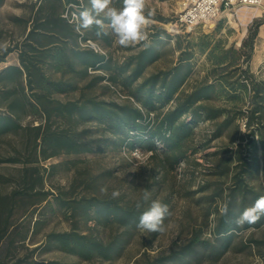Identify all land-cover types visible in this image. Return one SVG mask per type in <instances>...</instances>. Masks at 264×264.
Segmentation results:
<instances>
[{
    "label": "trees",
    "instance_id": "obj_1",
    "mask_svg": "<svg viewBox=\"0 0 264 264\" xmlns=\"http://www.w3.org/2000/svg\"><path fill=\"white\" fill-rule=\"evenodd\" d=\"M6 2L0 0V8ZM19 5L30 7L28 15L12 17L23 25L22 36L7 41L0 28V62L17 53L16 62L0 69V167L9 169L0 170V264H74L39 259L40 250H60L84 260L121 257L140 230V215L150 207L142 198L122 203L96 193L75 196L71 189H46L49 168L44 160L63 153L101 152L106 146L127 145L130 150L151 151L153 158L161 154L164 169H174L189 161V151L206 148L232 127L240 133V117L246 119L245 126L251 134L257 133L258 139L238 135L234 156L225 160L219 171L231 176V184L199 199L211 204L221 197L223 207L228 206L227 215L222 214L223 207L216 209L210 236L197 227L188 241L147 264L217 261L235 245L238 232L264 225V217L252 225L235 223L246 208L264 196V80H257L250 69L264 18L254 21L240 48L221 47L218 51V45L203 42L200 49L207 52L213 67L187 89L195 53L180 41L176 64L144 77L161 56L162 40L171 36L166 29L157 27L140 42L139 51L118 62L107 52L82 45L93 40L108 48L115 41L106 20V35L98 37L95 25L77 31L79 13L90 7L89 0H30L19 1ZM114 6L122 7V0H114ZM93 69L105 73L96 74ZM105 80L121 86L128 99L117 102L92 93ZM214 99L232 106L217 105L212 103ZM28 118L30 121L24 122ZM201 121H213L214 128L209 138L196 141ZM91 122L97 126H90ZM6 137L15 139L9 147L2 145ZM232 158L237 160L234 166ZM55 167L52 164L50 168ZM254 180L260 186L256 187ZM75 186L76 179L73 189ZM137 202L142 205L139 209ZM161 202L171 211L167 198ZM56 208L70 217L71 228L50 230L37 241L36 235L46 223L45 211ZM81 220L116 226L117 230L105 240L81 230Z\"/></svg>",
    "mask_w": 264,
    "mask_h": 264
},
{
    "label": "rangeland",
    "instance_id": "obj_2",
    "mask_svg": "<svg viewBox=\"0 0 264 264\" xmlns=\"http://www.w3.org/2000/svg\"><path fill=\"white\" fill-rule=\"evenodd\" d=\"M19 1L29 3L30 0H7L0 8V28H3L5 40L18 39L23 34V25L15 22L14 15H28L29 5L20 6ZM184 0H146V13H154L150 17V23L145 28L147 39L149 34L155 33L157 27L166 29L171 36L162 40L160 45L161 56L150 65L145 75L158 70L172 68L180 56L181 50L177 46V41L182 43L186 49H192L195 53L194 72L186 83V88L190 89L199 83L206 75L208 69L213 67V61L208 59L207 52L200 49L203 42L209 41L211 45H218L227 49L231 46L240 48L243 40L248 37L249 30L256 19L246 27L249 17L243 15V25L229 22L228 18L222 17L212 23L199 24L192 29L182 26H175L178 12L183 7ZM243 13V12H242ZM156 17H163L161 21ZM156 25V26H154ZM219 25L221 27L219 28ZM247 28L243 35L244 28ZM241 40V43H238ZM97 43V42H96ZM3 44V43H2ZM1 44V45H2ZM92 47V46H91ZM101 47V51L112 55L114 61H123L127 56L139 51L142 46L135 44L129 47H121L115 38L112 46ZM17 53H12L6 63L16 62ZM5 62H0V66ZM251 72L257 80H264V24L259 29L256 39L254 53L250 62ZM93 73L104 74L103 70H91ZM85 82H82L84 84ZM102 99L124 102L129 95L123 92L121 86L112 84L105 80L93 89V92ZM212 103L217 105H227L223 99H214ZM232 106L231 104H228ZM26 119L24 122H28ZM246 119L240 117L237 123L240 125L242 134L258 139L257 133L251 134L250 129L245 126ZM90 126H97L96 123H89ZM214 128L213 121H201L197 127V140L201 141L209 138ZM237 129V130H236ZM238 128L232 127L224 135L213 139L209 146L197 152L189 151L188 162L177 164L173 169H164L161 165L162 155L151 156V151L142 150L140 157L134 155L127 145L122 147L106 146L101 152H89L81 154H66L51 157L42 163L49 168L46 173L44 187L56 192L59 190H73L72 194L80 196L82 194L96 193L100 196L111 197L113 190H119L121 196L118 198L122 203H134L143 198L145 190L151 193L148 205L152 201H162L167 198L170 204V217L164 224L165 231L156 234L140 229L131 243L127 245L121 257L113 260H103L94 258L84 260L75 255L60 250H40L39 259H58L74 264H147L157 257L171 252L189 240L192 231L197 227H202L205 234L211 235V227L214 225L217 216L216 209L223 207V199L217 197L213 203H202L199 201L204 195L228 187L231 176L219 173L221 165L225 160L234 156L235 149L239 143ZM249 136V137H248ZM13 137H6L3 147H9L14 142ZM246 141V140H245ZM161 153V152H160ZM198 161L199 164H196ZM237 162L232 158L231 165ZM56 164L55 168H50ZM1 171L9 172V169L0 167ZM76 179V186L72 184ZM88 183L93 185L86 188ZM253 183L260 186L257 180ZM206 186L207 188L203 189ZM101 187L108 189V194L100 192ZM57 210L45 211L44 219L46 223L40 233L36 235V240L44 238V234L50 230H64L71 228L70 217ZM211 210V214H207ZM80 229L94 233L107 240L116 232V226H103L95 221H80ZM257 240V241H256ZM35 245V244H34ZM32 245V246H34ZM201 264H264V225L260 228H250L238 232L235 245L228 250L217 261H205Z\"/></svg>",
    "mask_w": 264,
    "mask_h": 264
},
{
    "label": "clouds",
    "instance_id": "obj_3",
    "mask_svg": "<svg viewBox=\"0 0 264 264\" xmlns=\"http://www.w3.org/2000/svg\"><path fill=\"white\" fill-rule=\"evenodd\" d=\"M90 7L79 13L80 23L77 31L91 29L94 25L97 28L96 35L102 36L104 22H108L112 34L121 47H129L139 44L147 39L145 28L150 23V17L154 15L149 11L146 13V0H122V7L114 6V0H89ZM103 17V19H100ZM100 192L107 195L108 189L101 187ZM121 196L119 190L111 192V199H118ZM151 193L147 190L143 193V201H149ZM141 203L137 202L136 208H141ZM222 214L227 215L228 206L224 205ZM171 215L168 205L160 201L151 202L148 210L144 211L140 217L137 227L149 232L162 233L165 231L164 221ZM264 217V196L255 200L254 204L246 208L236 219L235 223L242 226L245 223L252 225Z\"/></svg>",
    "mask_w": 264,
    "mask_h": 264
},
{
    "label": "built area",
    "instance_id": "obj_4",
    "mask_svg": "<svg viewBox=\"0 0 264 264\" xmlns=\"http://www.w3.org/2000/svg\"><path fill=\"white\" fill-rule=\"evenodd\" d=\"M248 8L251 17L246 27L254 21L256 17L264 14V0H184L183 7L177 14L175 26L192 29L199 24H207L222 17L228 18L229 22L235 21L238 25H243L242 8ZM260 10V14H255ZM84 46H92L95 50L101 51V47L93 40L83 42ZM132 153L138 157L143 155L140 148H135Z\"/></svg>",
    "mask_w": 264,
    "mask_h": 264
},
{
    "label": "bare ground",
    "instance_id": "obj_5",
    "mask_svg": "<svg viewBox=\"0 0 264 264\" xmlns=\"http://www.w3.org/2000/svg\"><path fill=\"white\" fill-rule=\"evenodd\" d=\"M249 11H252L251 9H248V8H242V12H243V15L244 16H246L247 18L249 17H251V14H250V12ZM255 14H260V10H256L255 12H254ZM212 23V22H211ZM245 24H247V23H245ZM210 26H214V23H212V24H210ZM246 30H247V28L245 27L244 28V32H243V35H244V33L246 32ZM238 43H241V40L238 42Z\"/></svg>",
    "mask_w": 264,
    "mask_h": 264
},
{
    "label": "crops",
    "instance_id": "obj_6",
    "mask_svg": "<svg viewBox=\"0 0 264 264\" xmlns=\"http://www.w3.org/2000/svg\"><path fill=\"white\" fill-rule=\"evenodd\" d=\"M7 64H8V63H6V62H5V64H4V65L0 66V69H1V68H3V67H4L5 65H7Z\"/></svg>",
    "mask_w": 264,
    "mask_h": 264
}]
</instances>
